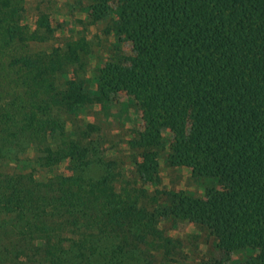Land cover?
Instances as JSON below:
<instances>
[{
  "label": "trees",
  "instance_id": "1",
  "mask_svg": "<svg viewBox=\"0 0 264 264\" xmlns=\"http://www.w3.org/2000/svg\"><path fill=\"white\" fill-rule=\"evenodd\" d=\"M24 2L0 0V264H185L176 222L214 240L202 264H264V0H95L128 51L93 69L85 37L34 50L54 28ZM120 94L129 160L72 122ZM165 133L202 197L158 188Z\"/></svg>",
  "mask_w": 264,
  "mask_h": 264
},
{
  "label": "rangeland",
  "instance_id": "2",
  "mask_svg": "<svg viewBox=\"0 0 264 264\" xmlns=\"http://www.w3.org/2000/svg\"><path fill=\"white\" fill-rule=\"evenodd\" d=\"M24 23L32 29L36 17L43 13L47 16L49 24L54 28L53 36L44 41L34 43V50H48L52 47H64L66 41L85 37L91 50L89 69L99 66L103 61L112 59L114 55L128 51V46H123L118 51L113 45V33L110 31V17H105L94 22L90 15V6L95 0H24ZM89 74V72H88ZM125 102V103H124ZM114 103V104H113ZM108 105H93L80 113L72 122L80 127L86 122L99 126L101 139L105 142L107 154L110 157L130 159L131 152L128 147V139L132 131L140 128V121L133 107L122 98V94L115 98V101ZM71 122V123H72ZM74 126V125H73ZM73 126L69 123L68 130ZM161 144L157 146L159 174L161 182L158 188L161 190H185L194 196L202 197L207 180L194 179L185 167H172L166 164V157L169 153V137L165 133ZM128 147V150H127ZM130 155V157H129ZM13 166L7 167L12 170ZM64 167L61 165L60 170ZM42 176V174H41ZM151 193L153 191L150 189ZM171 227L170 235L181 240L183 245L181 261L185 264H202L209 258L214 250V240L200 227L185 222H176ZM242 254L236 251L232 258H240ZM173 264V263H172Z\"/></svg>",
  "mask_w": 264,
  "mask_h": 264
}]
</instances>
